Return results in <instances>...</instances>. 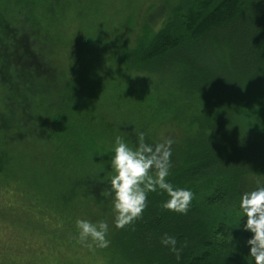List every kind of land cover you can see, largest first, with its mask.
<instances>
[{
    "label": "trees",
    "instance_id": "1",
    "mask_svg": "<svg viewBox=\"0 0 264 264\" xmlns=\"http://www.w3.org/2000/svg\"><path fill=\"white\" fill-rule=\"evenodd\" d=\"M133 128L174 140L168 179L194 198L181 215L149 193L116 229L106 152ZM257 182L264 0H0V212L70 248L76 219H107L101 264H252L238 201Z\"/></svg>",
    "mask_w": 264,
    "mask_h": 264
},
{
    "label": "clouds",
    "instance_id": "2",
    "mask_svg": "<svg viewBox=\"0 0 264 264\" xmlns=\"http://www.w3.org/2000/svg\"><path fill=\"white\" fill-rule=\"evenodd\" d=\"M135 144L116 136L109 152L110 169L114 174L108 178L106 196L111 197L112 225L124 229L141 218L148 206V194L157 193L167 198L162 202L165 210L187 214L194 198L190 188L173 184L168 177L172 168L174 140L166 137L156 143H148L143 131L136 132ZM238 212L243 224L238 228L250 233L245 241L252 264H264V184L257 182L255 188L239 194ZM74 239L89 250L110 246V225L107 219L78 218ZM233 240V237H232ZM161 245L179 255L177 240L165 233Z\"/></svg>",
    "mask_w": 264,
    "mask_h": 264
},
{
    "label": "rangeland",
    "instance_id": "3",
    "mask_svg": "<svg viewBox=\"0 0 264 264\" xmlns=\"http://www.w3.org/2000/svg\"><path fill=\"white\" fill-rule=\"evenodd\" d=\"M116 18H118V15ZM119 22L117 20L120 25ZM1 205L2 202H0ZM6 209L8 208L6 207ZM7 211L11 212V210L0 212V248L9 249V252L13 254H9V256L13 257L14 261L18 259V264H101L98 261L100 259L95 250L79 247L81 246L79 244L70 248L69 240L65 237H59L54 242L58 244L63 242L65 246L58 247L53 245L44 237L41 229H36V232H32V228L23 221V215L20 210H18L20 214L12 217ZM12 213L15 212L13 211ZM24 237L26 239L23 240ZM28 239H32L30 244L24 245V241ZM4 251H1V255ZM2 258H4L3 255Z\"/></svg>",
    "mask_w": 264,
    "mask_h": 264
}]
</instances>
